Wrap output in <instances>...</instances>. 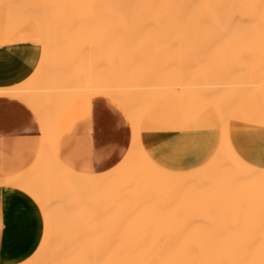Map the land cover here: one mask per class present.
Masks as SVG:
<instances>
[{"label":"bare ground","instance_id":"1","mask_svg":"<svg viewBox=\"0 0 264 264\" xmlns=\"http://www.w3.org/2000/svg\"><path fill=\"white\" fill-rule=\"evenodd\" d=\"M15 2L16 1L14 0H0V6L6 10L7 6L14 7ZM95 4L97 7L109 9L107 15H109L111 19L110 31L112 35V43L108 49L110 67L108 66L107 68L109 71L111 70L110 73H114V76L111 74L114 79H112L113 81H111V85L109 84L110 86H107L109 89L95 85L92 88L90 87L88 91L90 92V90H92V94L94 96L109 99L120 107L128 108L126 116L131 127V140L128 148L130 151L127 152L124 161H120L109 170L100 174H76L75 172L63 167L65 170L64 174H66L70 180L68 181V185H66L70 188L72 187V190L69 189V191H73V187L77 189V187L79 188L81 185H84V188L91 187L95 189L114 185L116 183L115 179L122 175V170L126 169L137 158H139L138 160L142 164L145 163L146 160L148 161V159H152V147L162 143L165 137L171 135L172 144L170 149H172V156L167 151L166 153H162L161 156L166 161L162 162L161 167H156H158L163 173L160 178L162 183V192L167 194V189L169 188L173 191L174 195H178L180 192L177 191L181 190H179V186L177 185L179 184L177 177L178 172L175 169V166L177 167V160L180 158V155L178 156V152L183 148L188 149L189 171L186 172V179L183 181L185 184H181L182 188L184 187V193H182L185 196L183 199L185 200L184 204L186 203L184 208L188 204V212H184L183 214L182 211L186 209H183L180 212V216L182 213V218H179L175 222L173 226L174 228L170 229L172 230L170 233H166L168 230L164 226L166 230L164 233L166 234L163 237H161V233V238H155V240L152 238L153 240H147L148 242L145 244L135 245V241L143 235L139 234L138 239L136 237L133 239L132 236L134 234L137 235L139 231L140 233H143L142 230L144 231L145 228L149 229L150 227L148 224H152L149 223L148 220V223L146 222L147 224H145L148 225V227H143V225L141 227L142 230H139L138 223L137 234L135 232L136 230L133 228L135 231L131 234V239L134 241V245L132 242H130L131 244L121 243L119 245H111V243L107 244L106 240L105 244H103L104 242L102 244H95L97 240L88 241L92 237L90 236L89 239L85 237L86 240L88 239L86 241L87 244L79 245L77 242L75 245L72 244L73 246H66V244H71L70 241L65 244V247L61 245V248L69 249L70 260L77 258L78 264H264V221L261 222L258 220L255 209L250 203V200H256L254 197L264 200V93L262 92V86L264 85V0H95ZM30 10L28 12H30ZM31 11L33 12V10ZM7 21L8 20H6V22ZM28 26L29 29L30 25ZM31 28L29 32H32ZM19 32L25 31L19 30ZM52 56L54 55L52 54ZM137 56H140V58H136ZM148 57L156 59L151 60L148 59ZM179 68L182 69V71ZM93 70L95 71L96 69ZM126 70H136L135 72H141L143 75L141 77H143V79L145 78L143 84L140 83V86H144H142L143 89L141 88L142 91L138 92L136 97L134 96L135 98L133 97L134 94L132 95L136 102H132L133 105L138 102L137 105H134L135 108L131 104H129L131 105L130 107L128 104L126 105L127 101L125 99L131 97V95L129 96V94L125 91V88L128 87L126 85L129 84L127 80L133 79V76L132 78L129 75V78L126 77V74H124L125 72L127 73ZM183 70H185V72ZM96 72L99 73V71ZM138 75H140V73ZM141 77H139L138 80L135 78L138 83ZM38 78H36V80ZM120 79H122L123 82ZM183 79L184 83H182ZM29 80H25L14 87L0 88V96L14 97L16 100H23L27 104H34L36 97H34L31 88L32 85ZM39 83L40 82H38V84ZM120 83L121 85H119ZM256 83L259 85L257 86ZM34 90L35 88L33 91ZM139 90L140 89H138V91ZM84 91L86 92V89ZM64 94H67V92ZM62 96L65 97L63 93L61 97ZM139 96L143 100L144 107L143 110L140 108L143 111V114L140 118H136V111H139L137 108L142 104V100ZM64 97L62 98L65 99ZM64 101L62 103H64ZM25 102L23 103L25 104ZM58 102L60 103V101ZM67 103L69 102L67 101L62 106ZM59 105L60 104H58L57 107ZM142 106L143 105H141V107ZM33 107L37 109L35 105L32 106V108ZM47 107L49 106L47 105ZM53 112L49 115L50 118L52 117ZM251 113L255 117V120L253 117L252 120H249ZM35 116H39V112L38 115L36 114ZM50 118L47 121L48 123L51 120ZM48 126L46 127L48 128L46 132L49 131ZM251 130L254 131L253 134L255 135V144L261 148V152H257L252 156V159L256 162L255 168L257 166L260 167L256 169L253 174H251L252 177H250V171L248 168L250 155L246 153L245 149L246 135H248ZM156 131H159L157 135L155 134ZM46 135L47 136L44 137V143L41 149V151L43 150L44 152L40 151L43 155L39 154V156H37L38 160H36L40 163H46L51 160L47 157L51 156L53 158V153L47 144L48 134ZM45 138L47 143L45 142ZM177 150L179 151L175 153ZM54 158L56 157L54 156ZM52 161H55V159ZM57 163L60 164L58 161ZM152 164L153 162L151 165ZM63 168L59 170V174H63ZM149 173L151 174L150 171ZM136 175H138L137 172ZM73 176L76 178H73ZM132 176L134 175L132 174ZM48 177L50 176H47V178ZM64 177L62 180H64ZM57 178H59V176H57L56 179ZM128 179L131 178L129 177ZM67 180H65L66 183ZM61 181L59 180V182ZM73 182H75L74 185H72ZM158 182L160 183V181ZM45 185L46 184H44V186ZM130 185L131 183H129L128 188H133ZM137 185L138 184H136V186ZM140 187L142 186H137L138 189L135 190H139ZM61 188L62 187L59 189ZM106 188L107 187L104 189ZM125 188V192L128 191L127 186ZM121 189L123 191V186L119 190ZM150 189L148 188V191ZM45 190H47V188ZM78 190H81V188ZM131 190L133 189H130V192ZM49 191H52L51 193H53L54 190L49 189ZM91 191H93V189H91ZM105 192L106 191H104V193ZM125 192L119 191V193H122V196ZM130 192H127V194H130ZM151 192L152 189L149 191L150 197V194H152ZM97 193H99V191H97ZM158 193L159 192H157L156 196H154V194H152V196L157 197L155 199L157 200V203L154 202V205L159 206L161 203H158V200H160V198H158ZM173 193H170V195L172 194V199L174 197L176 198ZM164 194L161 195V200L164 199L165 201V199L167 200V196L169 194L166 196ZM182 194L180 193V196H182ZM43 195H45V197H43L45 203L49 205L50 203H48L47 200L50 195H46V193ZM75 195H73V198ZM163 195L165 198H163ZM139 196H141L140 193L138 197ZM180 196L177 199H179ZM134 197L133 198L136 202L137 197ZM144 197L147 198L148 195ZM133 198H131V200H133ZM143 198H141V200ZM75 199H72V201L69 200L71 201L70 203L73 202L74 204ZM172 199L168 198V200H171L170 202L173 203ZM100 201L101 200H99V202ZM139 201L135 204L137 205V203H142ZM77 202L80 203V201ZM167 202L165 201L164 204L162 203L163 205L161 204V206L165 207V205L168 204ZM101 203L103 204V202ZM73 204L72 206H75V204ZM133 205L134 204H132V206ZM147 205L150 204L147 203L143 207H146ZM103 208L107 209L108 207ZM148 208L150 207L148 206ZM141 209L138 211L136 210L137 213L141 214V211L144 210ZM157 210H159V208L155 210L156 214L158 212ZM133 211H135V209ZM73 213L76 214L75 212ZM86 213H88V211ZM148 213L150 212H147V214ZM147 214L146 217L144 216L145 219H147ZM125 215L126 213L123 216ZM72 216L73 215H71V217ZM120 216H116L118 217L117 221ZM158 216H161V214H157L155 217ZM169 216L171 217V215ZM44 220L52 221L53 219L50 215H46ZM95 221L98 222V220ZM149 221L151 220L149 219ZM153 221H155V219H153ZM157 221L155 222L158 223ZM165 221H167V219ZM137 222L134 225H137ZM144 223L145 222L142 220L140 225ZM77 224L80 225L78 222ZM95 225L97 224L95 223ZM117 225H114L113 223L111 228H116L118 227ZM100 227L101 226H99V228ZM154 227H156V224ZM80 228H82V226H80ZM91 230L94 231L95 227ZM91 230H88L89 234H91ZM152 230H156V228ZM158 230H160V228L157 229V231ZM115 231L116 230H114V233ZM85 232H87V229ZM147 232L145 233V236H148ZM109 233H107V235H109ZM128 233L131 232H127V234ZM111 234H113V232ZM150 236L151 235H149V237ZM155 236L157 237L156 234ZM110 237L112 236L110 235ZM135 238L137 240H135ZM131 239L129 240L131 241ZM142 239L144 238H141V240ZM109 240V242H111V239ZM124 240L127 241V239ZM76 241L79 240L76 239ZM118 241L117 243L120 241L122 242V240ZM88 242H90V245ZM35 256L36 252L30 259L22 264L31 263L32 258Z\"/></svg>","mask_w":264,"mask_h":264},{"label":"rangeland","instance_id":"2","mask_svg":"<svg viewBox=\"0 0 264 264\" xmlns=\"http://www.w3.org/2000/svg\"><path fill=\"white\" fill-rule=\"evenodd\" d=\"M16 1L14 3V7L12 6H7L6 10L4 9L1 14H2V21L4 24V27H6L5 31L9 32L10 29H12V34L15 35L16 33L19 32V30L21 31H25L27 33H29L30 31V28L32 29V34H29L28 36L30 37H33V39H38L36 42L42 46L47 52H46V59L49 61L51 60V65L54 66V67H58L60 70L59 72H56V73H47V74H37L34 76V78L32 79V81L30 80V83H31V88H32V92L34 94V97L35 100H37L39 103H38V107L41 109V113L39 115V118L43 120H45V117L51 115V113L53 112V115L52 117L50 118L47 117V120L50 118V122L52 123L53 127H52V130L55 129V130H60L61 128L65 127L67 124L71 123L72 121H75L77 119V117L81 114H84L87 112V109H88V101L90 98H92L94 95L92 94V90H90V92L88 91L90 89V87L92 88L93 86L95 85H99V86H102V87H105V88H108L110 85H111V81H113L112 79V75L114 76V73L109 71V69L107 68L110 63H109V47H110V44L112 43V39H111V31H110V28H111V19L109 17V15H107V12H108V8H102V7H97L96 4H95V0H14ZM30 1V2H29ZM38 1V2H37ZM33 2V3H32ZM20 3V4H19ZM32 3V4H31ZM30 6V7H29ZM27 9V10H26ZM33 10V12L31 10ZM39 9V10H38ZM14 10V11H13ZM17 10V11H16ZM20 13H19V11ZM30 10V12H28ZM35 10V11H34ZM38 10V11H36ZM42 10V11H40ZM44 11V12H43ZM12 12V13H11ZM32 12V13H31ZM37 12V13H35ZM43 12V13H42ZM17 13V14H15ZM29 15H28V14ZM40 13V15H39ZM7 14V15H5ZM10 15V16H9ZM16 17H14V16ZM19 15V16H18ZM37 15V16H36ZM48 15V16H47ZM5 16V17H4ZM21 16V17H20ZM24 16V17H23ZM33 16V17H32ZM40 16V18H39ZM12 18V19H11ZM14 18V19H13ZM16 18V19H15ZM19 20H18V19ZM21 18V19H20ZM43 19V20H42ZM5 20V21H4ZM6 20H8L6 22ZM13 20H16V21H13ZM23 20V21H22ZM33 20V21H32ZM19 21V22H18ZM21 21V22H20ZM15 22V23H13ZM27 22V23H26ZM35 22V23H34ZM22 23V24H21ZM26 23V24H24ZM39 23V24H38ZM53 23V24H52ZM8 24V25H7ZM12 24V25H11ZM22 26H21V25ZM30 25V28L28 29V25ZM37 24V26H36ZM42 24V25H41ZM6 25V26H5ZM17 25V26H16ZM19 25V26H18ZM53 25V26H52ZM9 26V27H8ZM24 26V27H23ZM40 26V27H39ZM19 27V28H18ZM26 27V28H25ZM54 27V28H53ZM21 28V29H20ZM26 30H25V29ZM19 29V30H18ZM23 29V30H22ZM57 29V30H56ZM28 30V31H27ZM34 30V31H33ZM59 30V31H58ZM58 31V32H57ZM56 32V33H55ZM39 35H45L46 37L43 38L42 41H40L39 39L41 38H38ZM57 36V37H56ZM61 39V40H60ZM58 40V41H57ZM57 41V42H56ZM55 42V43H54ZM63 42V43H62ZM59 45H58V44ZM61 43V45H60ZM50 45V46H49ZM56 45V46H55ZM56 50H55V49ZM52 50V51H50ZM55 50V51H54ZM57 51V52H56ZM52 54L54 56H52ZM135 58V57H134ZM136 58H140V56H137ZM148 59H151V60H155L156 58H153V57H148ZM94 62V63H93ZM77 63V64H76ZM98 63V64H97ZM102 63V64H100ZM74 64V65H73ZM92 64V65H91ZM89 65V66H88ZM69 66V67H68ZM97 68H96V67ZM73 67V68H72ZM91 67V68H90ZM94 67V68H92ZM110 67V66H109ZM68 68V69H67ZM92 69V70H91ZM93 69H96L95 71ZM102 69V70H101ZM108 69V70H107ZM180 69V68H179ZM91 70V71H90ZM106 70V71H105ZM182 71V69H180ZM69 71V72H68ZM96 71H99L96 72ZM102 71V72H100ZM127 71V70H126ZM136 71V70H135ZM135 71H127V73L125 72L124 74H126V77L129 78V76H133V79L135 80H127L128 83H132V84H128L126 86H128L127 88H125V91L129 94V96L131 95V97L129 98H126L125 101L126 102V105L128 104H131L133 107L134 105H137L135 104V97H136V94H138V92H141L143 87L140 86L141 84H143V76L141 72H135ZM180 71V72H181ZM185 72V70H183ZM93 72V73H92ZM108 72V73H106ZM134 73V74H131V73ZM140 73V75H138ZM263 73V72H262ZM101 74V75H100ZM104 74V75H103ZM112 74V75H111ZM46 75V76H45ZM98 75V76H96ZM129 75V76H128ZM136 75V76H135ZM141 77L140 80H139V83H138V76ZM181 75V74H180ZM184 75V73H183ZM84 76V77H83ZM135 76V77H134ZM39 77V78H38ZM138 77V78H136ZM36 78H38L36 80ZM46 78V79H45ZM86 78V79H85ZM99 78V79H98ZM106 78V79H105ZM137 80H136V79ZM95 79V80H94ZM124 79V78H123ZM35 80V81H34ZM53 80V81H52ZM74 80V82H73ZM84 80V81H83ZM122 81V79H120ZM142 80V81H141ZM258 80V79H256ZM87 81V82H86ZM125 81V80H124ZM130 81V82H129ZM132 81V82H131ZM134 81V83H133ZM137 81V82H136ZM186 81V80H185ZM255 81V79H254ZM253 81V82H254ZM38 82H40L38 84ZM73 82V83H72ZM108 82V83H107ZM115 82V81H114ZM123 82V81H122ZM70 83V84H69ZM89 83V84H88ZM103 83V84H102ZM125 83V82H124ZM138 83V84H136ZM141 83V84H140ZM182 83H184V79L182 80ZM259 83V82H258ZM256 83V85L258 86L259 84ZM51 84V85H50ZM58 84V85H57ZM106 84V85H105ZM110 84V85H109ZM34 85V86H33ZM38 85V86H36ZM75 85V86H74ZM88 85V86H87ZM109 85V86H108ZM116 85V84H115ZM121 85V83L119 84ZM132 85V86H131ZM63 86V87H62ZM85 86V87H84ZM108 86V87H107ZM134 86V87H133ZM37 87V88H36ZM66 87V88H65ZM140 87V88H139ZM35 88L34 92L33 89ZM62 88V90H61ZM86 89V92L83 90ZM133 88V89H131ZM142 88V89H141ZM152 88V87H151ZM154 88V87H153ZM74 89V90H73ZM82 89V90H80ZM98 89V88H97ZM109 89V88H108ZM138 89H140L138 91ZM150 89V87H149ZM57 90V91H56ZM66 90V91H65ZM73 90V91H72ZM77 90V92H76ZM79 90V91H78ZM96 90V89H95ZM106 90V89H105ZM132 90V92H131ZM146 90V89H145ZM70 91V92H69ZM81 91V92H80ZM83 91V92H82ZM67 94H64L66 93ZM80 92V93H79ZM262 92L264 93V85L262 86ZM65 95L62 96L64 97L65 99H63L61 97V95ZM70 95H69V94ZM75 93V94H73ZM42 94V95H41ZM73 94V95H71ZM134 94V95H133ZM133 95V97H132ZM141 96V95H140ZM139 96V98H140ZM38 97V99H37ZM71 97V98H70ZM63 99L64 100H67L69 103H67L66 105L62 106L64 103H66L67 101H64V103L61 102V100ZM134 100H133V99ZM138 98V99H139ZM61 99V100H60ZM69 99V100H68ZM102 99H105L107 100L111 106H113L122 116V118L126 121V123L128 124L129 128H130V140H131V127H130V123L128 121V118L126 116V112H127V107H120L118 105H116L115 103H113L112 101H110L109 99H106V98H102ZM141 99V98H140ZM40 100V101H39ZM130 100V101H129ZM133 100V101H132ZM142 100V99H141ZM60 101V103L58 102ZM137 101H140V100H137ZM130 102V103H128ZM132 102H135L134 105ZM141 103V102H140ZM139 103V104H140ZM60 104L58 107L57 105ZM47 105L50 107H47ZM129 105V107L131 106ZM141 105H143L141 107ZM139 105V107L137 108V110L139 109V111H135L137 112V114L135 115L136 118H140V116L143 114V107H144V103H143V100H142V104ZM43 108H42V107ZM62 106V107H61ZM57 107V108H55ZM45 108V109H44ZM55 108V109H54ZM135 108V107H134ZM142 110H141V109ZM44 109V110H43ZM64 109H65V112H64ZM67 109V110H66ZM49 111V112H47ZM141 113V114H140ZM252 117L254 118L255 120V117L253 116V114L251 113L250 117H249V120H252ZM44 118V119H43ZM260 123V121H259ZM252 127V126H251ZM254 131H250L248 133V135H246V153H248L250 155V159L248 161V168H249V171H250V177H252L251 174H253V172H255L256 169L260 168V167H256L255 168V164L256 162L252 159V156L257 153V152H261V148L260 146L256 145L255 144V141H254ZM48 138L47 140L49 142H54V140L57 139V137L55 135H52L51 133L48 134ZM46 141V139H45ZM129 146H130V143H129ZM128 146V148H129ZM126 150L125 154L121 157V159L119 160V162L121 161H124V159L126 158V155H127V152L130 151V149ZM43 151V150H42ZM41 151V152H42ZM50 151V150H49ZM52 151V155H53V158L54 156L56 157V149H51ZM181 151V150H180ZM40 152V154H41ZM44 152V151H43ZM151 152V150H150ZM46 154V153H45ZM44 154V155H45ZM43 155V154H41ZM40 155V156H41ZM42 157V156H41ZM51 156H50V159L51 160H54L57 161L58 159L54 158L53 159ZM40 159V157H39ZM139 158H137L135 160V157H134V162L131 163L126 169L122 170V175H120L119 177H117L115 179L116 181V185H109V186H105L107 187L106 189H104L105 187H99V188H91V187H85L84 188V185H81L79 188L77 187L74 188L73 187V191H69L72 190V187H68V181L69 180V177L64 174V169H63V174L62 176L64 177V180L63 177H61V185H55L53 182H50V184L45 187L42 191V189L39 191V192H42L43 194L46 193L50 195L49 199L47 200L48 203H50L49 205L45 203L44 201V198L45 195H41V200L38 202V208L39 210L42 212L43 214V217L45 219L46 215H50L51 218L53 219L52 221L50 220H44L45 221V232H44V237H49L52 241L54 242H59L61 243L62 246L65 247V244L66 243H70L69 245H75L78 244L79 245H84V244H87V240L90 238V236H92L88 241L90 240H97L95 242V244H105V240L107 242V244H110L111 245H119V244H131L130 242H132V244L134 243V241H132L131 239V234L133 233V231L136 232V234L138 233L137 232V227H138V223H139V230L141 229V227H148L149 225V229L145 228V230L143 231L142 229V232L144 233H139L137 235H133L132 238L134 239V237H136L138 239V235L141 234L143 236H140L139 239L137 240L135 238V245H140V244H145L147 243L149 240H155V238H161L163 237L166 233H170V229H173L174 227V224L175 222L180 218H182V213H181V216H180V212L183 210V209H186L183 212H188V204L186 205V207L184 208V201L183 200L185 198L184 193L183 192V189L184 187L182 188V183L183 181H185L186 179V172L184 173H177V177H178V181H179V184H177L179 186V190L180 191H177V192H180L182 194V196H180V193L178 195H174L173 191H171V189H169L168 187V191H167V194H164L162 192V183H161V175H163L162 171L156 167L158 165H156L152 159H148V161L146 160L145 163H140ZM46 160V159H44ZM152 160V161H150ZM153 162V164L151 165V163ZM118 162V163H119ZM138 162V164H137ZM150 163V164H148ZM137 164V165H136ZM147 165V166H146ZM139 166V167H138ZM145 166V167H144ZM150 166V167H148ZM155 166V168H154ZM145 169H144V168ZM134 168V169H132ZM152 168V169H151ZM130 169V170H129ZM142 171H141V170ZM148 169V170H147ZM150 169V170H149ZM137 170V171H136ZM59 171V168L57 169H54L51 171V173L54 175V172H58ZM139 171V172H138ZM149 171L151 172V174L149 173ZM155 173H154V172ZM159 171V172H158ZM128 172V173H127ZM130 172H131V175H130ZM136 172L138 175H136ZM153 172V173H152ZM161 172V173H160ZM41 173V170L38 169L36 171H34L33 174H27V175H24L23 177L32 182V181H38L40 179V174ZM141 173V174H140ZM159 173V174H158ZM127 174V175H125ZM132 174L134 176H132ZM182 176H181V175ZM50 176V178H53L55 179L56 176ZM125 175V176H124ZM136 175V176H135ZM152 175V176H151ZM160 175V176H159ZM123 176V177H122ZM139 176V177H138ZM155 176V177H154ZM180 176V177H179ZM121 177V178H120ZM131 178V179H128V178ZM151 177V178H150ZM158 177V178H156ZM123 178V179H122ZM133 178V179H132ZM140 178V179H139ZM144 178V179H143ZM154 178V179H153ZM180 178V180H179ZM68 179V180H67ZM118 179V180H117ZM128 179V180H127ZM160 179V180H159ZM67 180V183L66 181ZM126 180V181H125ZM131 180V181H130ZM148 180V181H147ZM182 180V181H181ZM49 181H53V180H49ZM55 181V180H54ZM65 181V183H64ZM133 181V183H132ZM160 181V183L158 182ZM122 182V183H121ZM124 182V183H123ZM135 182V183H134ZM144 182V183H143ZM64 183V184H63ZM69 183H72V182H69ZM129 183H131L130 186H132L133 188L130 187V189H133L131 190L130 192V189L128 188L129 186ZM141 183V184H140ZM143 183V184H142ZM154 183V184H153ZM158 183V184H156ZM54 184V185H52ZM67 184V185H66ZM75 182H73L72 185H74ZM128 184V185H127ZM133 184V185H132ZM135 184V186H134ZM136 184H138L137 186H142L140 187L139 190H135V189H138ZM161 184V185H160ZM185 184V183H183ZM63 185V186H62ZM53 186V187H52ZM123 186V191L122 189L119 190L120 188H122ZM127 186V190L125 192V187ZM156 186V187H155ZM158 186V187H157ZM185 186V185H184ZM52 187V188H51ZM60 187L64 188V189H59ZM181 187V188H180ZM47 188V190H45ZM58 188V189H57ZM81 190H78L80 189ZM109 188V189H108ZM111 188V189H110ZM125 188V189H124ZM144 188V189H143ZM148 188L152 189V194H154V196L157 195V192L158 193V198H160V200H158V203L160 204H164V202L168 201L167 205H165V207L161 206V204L158 206V205H154L157 200H155L157 197H154L151 195V197L149 196V190L148 191ZM160 188V189H159ZM49 189H52L54 190L53 193H51L49 191ZM91 189H93V191H91ZM99 189V190H98ZM102 189V190H101ZM114 189H118L119 191L121 192H125L124 193V197L121 195L122 193H119L118 190H114ZM147 189V190H146ZM157 189V190H156ZM57 190V191H56ZM62 190V191H61ZM67 190V191H66ZM77 192H76V191ZM99 191V193H97V191ZM109 190V192H108ZM143 190V192H142ZM148 191L147 193H145L146 191ZM154 190V192H153ZM75 191V192H74ZM104 191H106L104 193ZM50 192V193H49ZM63 192V193H62ZM66 192V193H65ZM69 192V193H68ZM108 192V193H107ZM127 192H130V194ZM141 196L138 197L139 193ZM71 193V194H70ZM77 195H75V194ZM101 193V195H100ZM136 193V194H135ZM142 193V194H141ZM145 193V194H144ZM161 193V194H160ZM170 193H173L174 196H176V198L174 197L173 199L171 198V195ZM74 198H73V195ZM134 194V195H133ZM138 194V195H137ZM164 194L165 196L166 195H169L167 196V200L165 199H162L161 200V195ZM79 195V197H78ZM90 195V196H89ZM148 195V199L144 196H147ZM163 195V198H165V196ZM71 196V197H69ZM88 196V197H87ZM98 196V197H97ZM102 196V197H101ZM126 196V198H125ZM133 198L134 196H136V202H138L139 200H141V198L143 199L139 202H142L140 204L137 203V205L135 204V200L133 198V200H131V198ZM133 196V197H132ZM180 196L179 199H177L178 197ZM77 197H78V200H77ZM123 197V198H122ZM153 197V198H152ZM173 197V196H172ZM76 198V199H75ZM109 198V199H107ZM139 198V200H138ZM168 198L172 199L173 203L170 202L168 200ZM256 200H250V203L252 204V206L254 207L255 209V213H256V216L258 217V220L263 222L264 221V200H261L260 198L258 197H254ZM64 199V200H63ZM72 199H75L74 200V204L75 206H72L73 202L70 203L72 201ZM106 199V200H105ZM113 199V200H111ZM128 199V200H127ZM155 201H154V200ZM71 200V201H69ZM80 201L77 202V201ZM99 200H101L99 202ZM106 202H104V201ZM128 202H127V201ZM152 200V201H150ZM178 200V201H176ZM109 201V202H108ZM163 201V202H162ZM78 204H77V203ZM103 202V204L101 203ZM126 202V203H125ZM151 202L152 203V209H151ZM70 203V204H69ZM112 203V204H111ZM129 203V204H128ZM150 204V205H147L146 207H143L145 206L146 204ZM157 203V202H156ZM183 203V204H182ZM73 204V205H74ZM89 204V205H87ZM92 204V205H91ZM97 204V205H96ZM107 204V205H105ZM109 204V205H108ZM111 204V205H110ZM115 204V205H114ZM132 208H130L128 205ZM132 204H134L132 206ZM162 204V205H163ZM48 205V206H46ZM70 207H69V206ZM84 205V206H82ZM96 207H95V206ZM100 205V206H99ZM139 205V206H138ZM142 205V206H140ZM154 205V206H153ZM64 206V207H63ZM72 206V207H71ZM81 206V207H80ZM88 206V207H87ZM98 206V207H97ZM110 206V207H109ZM137 206V207H136ZM148 206L150 208H148ZM178 206V207H177ZM182 206V207H180ZM69 207V208H67ZM87 207V208H86ZM103 207H108L107 209L106 208H103ZM155 207V209H154ZM79 208V209H77ZM84 208V209H83ZM90 208V209H89ZM101 208V209H100ZM103 208V210H102ZM115 208V209H114ZM145 210H142V209ZM149 211H148V209ZM159 208V210H157V214H161V216H158V217H155L157 216L155 210ZM164 210H162V209ZM74 209V210H73ZM80 209H81V212H80ZM88 213H86L87 211ZM135 209V211H133ZM141 209L140 211L143 213H137V211ZM154 209V210H153ZM181 209V210H180ZM69 210V211H68ZM73 210V211H72ZM77 212H76V211ZM85 210V211H84ZM109 210V212H108ZM137 210V211H136ZM72 213H71V212ZM103 211V212H102ZM112 211V212H111ZM139 211V212H140ZM155 215H154V213ZM70 212V213H69ZM73 212H75L76 214H74ZM94 212V213H93ZM106 212V214H105ZM118 212V213H117ZM147 212H150L147 214ZM161 212V213H160ZM69 213V214H68ZM80 216H79V214ZM111 213V214H110ZM126 213L125 216H123L124 214ZM93 214V215H92ZM104 216H102V215ZM121 216H120V215ZM139 214V215H138ZM145 214V215H144ZM146 214H147V219L144 218V216L146 217ZM153 217H152V215ZM71 215H73L71 217ZM79 218H78V216ZM94 217H92V216ZM136 215V216H135ZM151 215V216H150ZM166 215V216H165ZM169 215H171V217H174V218H171ZM96 216V217H95ZM116 216H120L118 221H117V218ZM141 216V218H140ZM70 217V218H69ZM82 217V218H81ZM90 217V218H89ZM92 217V219H91ZM104 217V218H102ZM133 217V218H132ZM143 217V218H142ZM152 217V219H151ZM155 217V218H154ZM162 219H160V218ZM169 217V219H168ZM178 217V218H177ZM76 218V219H75ZM78 218V219H77ZM84 218V219H83ZM87 218V219H86ZM97 218V219H96ZM122 220H121V219ZM129 218V219H128ZM83 219V220H82ZM86 219V220H85ZM112 219V220H111ZM115 219V220H114ZM136 219V220H135ZM145 219V220H144ZM149 219L151 221H149ZM153 219H155V221H157L158 223H156L155 221H153ZM167 219V221H165ZM171 219H172V222H171ZM72 220V221H71ZM80 224L78 225L77 222ZM92 220V221H91ZM95 220H98L95 221ZM104 220V221H103ZM108 220V221H107ZM125 220V221H124ZM130 220V221H129ZM134 220V221H133ZM142 220L145 222L144 224L140 225L142 223ZM151 223L152 225L148 224V225H145L147 224L148 222ZM80 221V222H79ZM115 221V222H114ZM138 221V222H137ZM141 221V223H140ZM153 221V223H152ZM165 223H163V222ZM83 222V223H82ZM94 223V226H93V223ZM106 222V223H105ZM112 222V223H111ZM118 222H122V223H118ZM137 222V225H134L136 224ZM147 222V223H146ZM155 222V223H154ZM70 223V224H69ZM95 223L97 225H95ZM117 225V224H120V225H117L118 227L116 228H111V226L113 225ZM116 223V224H115ZM162 223V224H160ZM167 223V224H166ZM56 226H55V225ZM61 224V225H60ZM82 224V225H81ZM90 224V225H89ZM103 224V225H102ZM109 224V225H108ZM111 224V225H110ZM155 226L156 224V227ZM165 224V225H164ZM172 224V225H170ZM59 227H58V226ZM85 225V226H84ZM101 226L99 228V226ZM106 225V226H105ZM122 225V226H121ZM131 225V226H130ZM158 225V227H157ZM163 225V226H162ZM77 226V227H76ZM80 226H82V228H80ZM84 226V227H83ZM89 226V227H88ZM135 226V227H134ZM166 229L168 230L166 233H164L166 230H165V227ZM171 226V228H170ZM63 227V228H62ZM95 227V232L91 229H94ZM98 227V228H97ZM131 227V228H130ZM65 228V229H64ZM69 228V230H68ZM78 228V230H77ZM94 232L91 234L88 233V230L89 229ZM98 230H97V229ZM104 228V229H103ZM106 228V230H105ZM110 228V230H109ZM119 228V229H117ZM133 228L135 230H133ZM155 229L156 230H152V229ZM157 231V229H159ZM87 229V232H85ZM122 229V230H120ZM130 231H129V230ZM144 229V228H143ZM63 230V231H62ZM73 230V231H72ZM97 230V231H96ZM114 230L115 233H114ZM127 230V231H126ZM148 230V232H147ZM152 230V231H151ZM70 231V232H69ZM79 231V232H78ZM108 231V232H107ZM113 234H111L112 232ZM121 231V232H120ZM126 231V232H125ZM90 232V231H89ZM100 232V233H99ZM111 232V233H109ZM117 232V233H116ZM127 232H131V233H128ZM134 232V233H135ZM148 233L147 235L148 236H145L146 234L145 233ZM155 232V233H154ZM160 232V234H159ZM107 233H109V235H107ZM158 233V234H157ZM162 233V235H161ZM75 234V235H74ZM83 234V235H81ZM95 234V235H94ZM155 234L157 235V237L155 236ZM69 235V236H68ZM77 235V236H76ZM85 235H88V236H85ZM100 235V237H99ZM110 235L113 237H110ZM116 237H114V236ZM127 235V236H126ZM149 235H151L149 237ZM154 235V236H152ZM161 235V237H160ZM72 236V237H71ZM79 236V238H78ZM84 238H83V237ZM111 239V242H109ZM43 237V239H44ZM69 237V238H68ZM82 237V238H81ZM85 237H87L88 239L86 240ZM104 237V238H103ZM129 237V238H128ZM75 240H74V239ZM98 238V239H97ZM115 238V239H114ZM141 238H144L141 240ZM149 238V239H148ZM153 238V239H152ZM73 239V240H72ZM79 240V241H76ZM85 239V240H84ZM100 239V240H99ZM102 239V240H101ZM108 239V241H107ZM113 239V240H112ZM124 239H127L124 240ZM131 239V241L129 240ZM84 240V241H83ZM122 240V242L119 241ZM124 240V241H123ZM148 240V241H147ZM76 241V242H75ZM114 241V243H113ZM117 241L119 243H117ZM82 242V243H81ZM84 242V243H83ZM86 242V243H85ZM101 242V243H100ZM124 242V243H123ZM127 242V243H126ZM138 242V244H137ZM88 244L90 245V242H88ZM92 244V243H91ZM133 244V245H134ZM43 246H47L45 245V242L42 243ZM61 245H58V246H52L51 248H44V249H38L36 251V256L32 258L31 260V263L29 264H78V259H74L73 260H70V250L67 249V248H61ZM68 245V244H66ZM56 247V248H55ZM59 247V248H58Z\"/></svg>","mask_w":264,"mask_h":264},{"label":"crops","instance_id":"3","mask_svg":"<svg viewBox=\"0 0 264 264\" xmlns=\"http://www.w3.org/2000/svg\"><path fill=\"white\" fill-rule=\"evenodd\" d=\"M3 10L0 6V88L17 86L25 80L33 79L37 74L59 72L60 69L52 66V61L46 59L47 51L36 42L38 39L28 36L33 32H18L13 35L12 29L11 32L5 31L1 14ZM45 37L38 36L40 41ZM19 100L0 96V264H22L38 249L61 245L44 237L46 225L37 205L41 200V189L50 182L55 185L61 183L60 171L54 172V175L59 176L55 178L56 182L53 178H47L53 175L52 170L64 167L76 174H100L119 162L130 143L128 124L107 100L100 97L90 98L87 112L60 130H52L53 125L47 122V117L43 122L38 119L39 116H35L38 112L39 115L41 113L37 100V103L35 101L31 105ZM34 105L39 109L32 108ZM45 133L57 137L54 142H45L50 149H56L55 155L60 164L50 160V157H47L50 161L46 163L36 161L44 137L47 136ZM163 140L152 147L151 158L160 167L166 161L161 156L162 153L167 151L172 156L171 135ZM179 155L176 171L188 172V149H181ZM38 169L41 170L38 181L30 182L23 177ZM50 179L53 181H49ZM43 242L47 246H43Z\"/></svg>","mask_w":264,"mask_h":264}]
</instances>
